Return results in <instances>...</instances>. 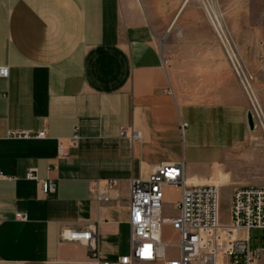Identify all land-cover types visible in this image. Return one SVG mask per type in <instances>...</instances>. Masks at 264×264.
Instances as JSON below:
<instances>
[{"label":"crops","instance_id":"obj_1","mask_svg":"<svg viewBox=\"0 0 264 264\" xmlns=\"http://www.w3.org/2000/svg\"><path fill=\"white\" fill-rule=\"evenodd\" d=\"M186 1L0 0V264H84L88 247L64 237L90 224L102 259L129 255L130 179L249 143L244 96L205 99L219 45ZM208 176L186 166L189 184ZM108 180L117 185L99 203L92 189Z\"/></svg>","mask_w":264,"mask_h":264},{"label":"built area","instance_id":"obj_2","mask_svg":"<svg viewBox=\"0 0 264 264\" xmlns=\"http://www.w3.org/2000/svg\"><path fill=\"white\" fill-rule=\"evenodd\" d=\"M8 75V68L0 67V77L7 78ZM187 126L182 123V131ZM121 135L129 136L126 130H122ZM9 136L45 138L46 133L13 132ZM79 138V132L75 130L70 146L77 147ZM62 149L61 143L60 155H66ZM26 177L38 181L34 170L28 171ZM40 181L44 193L54 192L52 180ZM104 182H96L92 189L93 197L99 203L108 202L109 192L117 185L116 180ZM167 188L179 190L178 214L174 218L164 216ZM129 191L131 253L116 261L102 259L97 229L90 224L66 232L64 237L88 247L90 257L84 264H258L264 255L261 238L256 239L258 246L252 244V232L264 231V187L242 186L234 190L229 224H221L219 220L220 187L189 184L184 161L159 165L147 179H130ZM16 218L27 220V216L21 213ZM165 223L172 225L179 234L178 255L172 258H168L167 245L161 240Z\"/></svg>","mask_w":264,"mask_h":264},{"label":"rangeland","instance_id":"obj_3","mask_svg":"<svg viewBox=\"0 0 264 264\" xmlns=\"http://www.w3.org/2000/svg\"><path fill=\"white\" fill-rule=\"evenodd\" d=\"M203 2L210 4L218 15L225 40H222L214 30ZM189 4L204 11L213 29L215 41L219 45L217 64L220 66V78L204 79L205 99L218 98L222 102H233L244 96L255 122V128L250 132L249 143L222 152L217 161L210 151H206L202 158L198 159L192 157L190 153L186 155L188 170L194 171L196 168L207 170L209 176L203 181L210 182L206 184L221 185V187L218 185L219 220L221 224H229L234 190L242 186L264 187L257 184L264 183V0H190ZM231 53L237 58L236 65L231 60ZM209 83L215 84L214 91ZM178 200L179 190L167 188L163 204L165 217L177 216ZM263 236L264 231L252 232L253 247L259 245L256 239ZM161 240L167 245L168 258L178 255L179 234L169 223L162 226ZM124 252L129 254L128 244ZM258 264H264V255Z\"/></svg>","mask_w":264,"mask_h":264},{"label":"bare ground","instance_id":"obj_4","mask_svg":"<svg viewBox=\"0 0 264 264\" xmlns=\"http://www.w3.org/2000/svg\"><path fill=\"white\" fill-rule=\"evenodd\" d=\"M189 0H187L186 1V3L188 2ZM203 4H204V8H205V10H206V12H207V14H208V16H209V18L211 19V23H213V26H214V28H215V30L218 32V34L220 35V37H221V39L223 40L224 39V37H223V31H222V25H221V22H220V20H219V18H218V15L217 14H215V12H214V10H213V8H212V6L210 5V4H207L206 2H203ZM217 13V12H216ZM225 40V39H224ZM226 44V43H225ZM231 56H232V58H233V60L235 61L236 60V58H235V56H234V54L233 53H231Z\"/></svg>","mask_w":264,"mask_h":264},{"label":"water","instance_id":"obj_5","mask_svg":"<svg viewBox=\"0 0 264 264\" xmlns=\"http://www.w3.org/2000/svg\"><path fill=\"white\" fill-rule=\"evenodd\" d=\"M247 125H248L250 131L254 130V128H255L254 117H253L252 112H250V111L247 113Z\"/></svg>","mask_w":264,"mask_h":264},{"label":"trees","instance_id":"obj_6","mask_svg":"<svg viewBox=\"0 0 264 264\" xmlns=\"http://www.w3.org/2000/svg\"><path fill=\"white\" fill-rule=\"evenodd\" d=\"M261 241L263 242V244H264V236L263 237H261Z\"/></svg>","mask_w":264,"mask_h":264}]
</instances>
